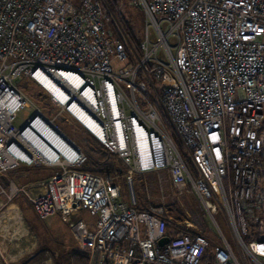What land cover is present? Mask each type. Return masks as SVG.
Listing matches in <instances>:
<instances>
[{
  "label": "built area",
  "instance_id": "obj_1",
  "mask_svg": "<svg viewBox=\"0 0 264 264\" xmlns=\"http://www.w3.org/2000/svg\"><path fill=\"white\" fill-rule=\"evenodd\" d=\"M133 3L143 28L141 55L129 61L120 40L103 29V0H0V175L49 165L23 140L43 117L15 85L29 80L54 117L70 116L123 169L127 200L114 176L80 171L82 155L56 164L45 191L31 200L40 221L57 215L70 223L79 210L95 219L92 230L78 234L86 264L97 256L98 264H241L221 235L219 214L250 264H264V241L245 244L241 237L264 124V0ZM25 107L31 114L16 126ZM156 171L167 173L179 195L190 192L211 220L220 236L211 262L201 261L209 245L201 234L172 238L162 207L136 210L135 178ZM20 192L12 180L0 186L7 203ZM184 223L183 230L192 229Z\"/></svg>",
  "mask_w": 264,
  "mask_h": 264
},
{
  "label": "rangeland",
  "instance_id": "obj_2",
  "mask_svg": "<svg viewBox=\"0 0 264 264\" xmlns=\"http://www.w3.org/2000/svg\"><path fill=\"white\" fill-rule=\"evenodd\" d=\"M107 2H109L110 5H112L111 2L116 4L115 5L116 9L113 8L114 14L117 12L118 14L121 15V17L125 21H127L130 24L133 23V26L136 24L139 25V23H140L139 20L140 19L142 20V15H141V12L138 9V7L133 3V0H103V4H104L103 29L105 30L107 36H109L112 40L116 39L114 27L112 25V22L114 20H113V16H112L113 14L109 13L107 10ZM134 17H136V19H137V17H139V19L136 20V19H134ZM140 31L142 33L141 28H140ZM114 66H116V63ZM15 85L17 88H19L20 91H23L24 95L34 104V106L39 110L40 114L48 122H50L51 125L58 132H60L66 139H68V141L72 145H74V147H76L80 151V153H81L80 155H82V157H84V154L85 155L90 154L92 156V159L95 161L99 160V162H103V160L105 159V160H107L106 162H112L114 164V167L117 166V167L122 169L120 162L118 160H116L115 158H113L107 151H105L104 148L100 144L99 145L101 146V148L99 146L93 144L94 148H96V150H98V153H89L87 151V148L84 147V145L82 144V142L78 141L75 137L82 135L84 138H86L88 140V137L90 138V136L83 129H81L79 127V125L70 116H68L66 114H61L58 117H54V114H55L54 112L56 111V109L52 108V107H50V105H48V101H47V97H46L45 93L36 83L34 84V82L22 79L20 82L17 81ZM31 111L32 110L29 107H25L22 110L18 111L17 115H16L17 119L15 121V125L20 126L22 124V122L27 117H29V115L31 114ZM67 132H69L70 135L67 134V136H66L64 134ZM75 133H77V134L75 135ZM258 137L260 139V142L264 143V131H262ZM174 143L176 144V146H178L177 142L174 141ZM102 156L104 157V159H100V158H102ZM24 168L32 170V173L37 172L38 171L37 169H39L42 172L41 177H46V176L48 177L50 174H52V172H54L55 170L58 169V166H56V164L55 165L41 164L40 166L33 165L32 167L20 166L19 169H24ZM16 170H18V168ZM13 171H9V172H6V173H3L2 175H0V181H1L0 186L5 187V185L3 183L4 178H6V180L11 179L14 183H16V181L18 183L19 182L23 183V180L26 177L22 176V175L15 177L14 174H15V172H18V171H14V172ZM103 176L104 177L105 176H110V177L114 176L115 180L111 183L119 185L120 189H122V193L123 192H124V194L127 193V190H126L125 185H124V179H123L122 173L118 175L117 173L113 172L111 174H106ZM137 177L142 178L143 179L142 181L144 184V186H138L137 180L135 179L136 182L134 180L135 194L140 196L139 202H140V205L142 208L146 207V209H149V208H155V207L160 206L164 209V211H168L169 209H171L173 211V214L170 216L168 215V216L170 218H172L173 221H174L173 218L176 215H178V214L181 215L179 212L185 213V215L187 216L186 219H188V217H190L192 215L191 212H195L197 214V210H199V208H198V202L195 199V197L190 192H182L181 195H179L178 192L173 187H171L167 173H165L163 171L162 172L156 171V172H151V173L141 175V176H137ZM13 178H15L16 181ZM143 204H144V206H143ZM26 212L29 214V218H33L32 220H34V221L37 220V219H35V217L32 213L33 211H31L30 209L29 210L26 209ZM242 218H243L242 220H243V225H244V229H245V219H244L245 217H242ZM215 220H216V222L220 228L222 237L225 239V241L227 242L229 247L233 250V253H234L236 259L238 260V262H240L241 264H245V262H247V264H250V261L247 259L245 254L238 250V248L240 249V246H239L240 242H239V240H236L235 236H232L229 233V230L227 228V225H226L225 220L223 219L222 215L221 214L217 215L215 217ZM182 221H185V220L182 219ZM175 222L176 221H174V224H175ZM202 222H204L205 226H207V223L209 224V231L213 235L212 239H213L214 243L217 244L219 242L220 236L218 235L217 231L215 230L211 220L206 217V218H203ZM33 223L35 224V222H33ZM188 223L191 224L190 222H188ZM37 224L38 223H36V225ZM192 230L196 233H200V234L202 233L201 228L199 226H196V225L194 227H192ZM245 232H246V229H245ZM87 257H88V255H87ZM87 260H88V258H87Z\"/></svg>",
  "mask_w": 264,
  "mask_h": 264
},
{
  "label": "crops",
  "instance_id": "obj_3",
  "mask_svg": "<svg viewBox=\"0 0 264 264\" xmlns=\"http://www.w3.org/2000/svg\"><path fill=\"white\" fill-rule=\"evenodd\" d=\"M19 168L14 170L18 171L14 176L22 175L26 178L23 183L13 179L21 192L8 203L5 198L0 197V264H71L67 261L66 252L68 255L84 252L78 234L80 231L92 230L95 219L87 212L79 210L71 217L70 223H66L57 215L40 221L33 210L31 200L45 191L43 183L51 174L48 177H41L42 172L39 169L32 173L30 169ZM9 180L4 178L5 186ZM120 190V199L124 201L127 199V193L124 194L122 189ZM26 209L33 211L37 220L29 218ZM165 218L167 221L171 219L166 214ZM184 222L187 221L177 225L183 228ZM98 263L97 256L93 264Z\"/></svg>",
  "mask_w": 264,
  "mask_h": 264
},
{
  "label": "trees",
  "instance_id": "obj_4",
  "mask_svg": "<svg viewBox=\"0 0 264 264\" xmlns=\"http://www.w3.org/2000/svg\"><path fill=\"white\" fill-rule=\"evenodd\" d=\"M112 5H110L109 2H107V10L109 13H112L113 15V22L112 25L114 27V32H115V37L116 39H119L121 44L124 45V49L126 53L128 54L129 61H134V57L136 56L137 58L140 57L141 53L139 50V43L141 40V31L140 28H143V16L142 20H139V25H134L133 23H128L125 21L120 14L117 12L114 14L113 13V8L116 9V4L111 2ZM142 15V13H141ZM136 19V17H134ZM139 19V17H137ZM136 19V20H137ZM133 54V56L131 55ZM166 123V122H165ZM264 124L261 125V127L258 129L256 136L258 138L259 134L264 131ZM171 136L175 142L178 144V148L180 151H182L181 144L179 143L177 137L173 133V131L169 128ZM66 136L67 134L70 135L69 132L64 133ZM77 133H75L76 135ZM88 137V136H87ZM78 141L82 142L84 147L87 148V151L89 153H98V150L94 148L93 144L101 146L93 140L91 137H88V140L84 138L82 135L75 137ZM259 139V138H258ZM260 141V140H259ZM85 162L83 166L79 168L80 171L82 172H88V173H93L97 174L100 176L106 175V174H111L113 172L119 174H123V169L115 166L112 162H106L107 160L104 159L103 162H99V160L95 161L92 159V156L90 154H84ZM108 159V158H107ZM187 168L190 170L192 174H194V168L193 165L191 164L189 159L185 160ZM253 163H254V169L257 173V181H256V187L252 196V199L249 201H246L242 204V215L245 217V229L246 232L244 235H242V239L245 244H248L252 241H264V143L260 142L259 145V150L256 152V154L253 157ZM137 180L138 186H144L143 184V179L140 177L135 178ZM135 180V182H136ZM142 195V194H141ZM136 210L137 211H147L146 207H141L140 205V196L136 195ZM144 206V204H143ZM198 208L197 214L195 212H191V216L187 218L185 213L179 212L181 215H176L172 220L166 222L167 226V233L166 235L171 236L172 238L178 237L184 233L190 234V233H196L192 229H187L183 230L180 228L177 224L182 221V219L188 221L193 224L194 226H199L202 230L201 235L205 238V240L208 241L209 245L206 248L203 257H202V262H211L213 260V252H214V246L219 244L214 243L212 239V234L209 231V224L207 223V226L204 225L203 218H206L207 215L202 208V206L198 203ZM166 215H172L173 211L169 209L168 211H165ZM164 214V218H165ZM197 215V216H196ZM208 218V217H207ZM166 219V218H165ZM173 221V222H172ZM192 225V226H193ZM193 226V227H194ZM200 234V233H199ZM211 234V235H210ZM67 254V261H69L71 264H86L87 263V250L84 249L83 253H73V254Z\"/></svg>",
  "mask_w": 264,
  "mask_h": 264
},
{
  "label": "bare ground",
  "instance_id": "obj_5",
  "mask_svg": "<svg viewBox=\"0 0 264 264\" xmlns=\"http://www.w3.org/2000/svg\"><path fill=\"white\" fill-rule=\"evenodd\" d=\"M37 80L44 88L59 96L57 89L49 80L42 76H38ZM72 111L79 116L75 109ZM82 121L86 122L83 119ZM23 138L24 142L46 164L72 163L78 157L76 148L69 141H65L64 136L43 117L37 116L32 121ZM22 158L27 161L32 159L26 155Z\"/></svg>",
  "mask_w": 264,
  "mask_h": 264
},
{
  "label": "water",
  "instance_id": "obj_6",
  "mask_svg": "<svg viewBox=\"0 0 264 264\" xmlns=\"http://www.w3.org/2000/svg\"><path fill=\"white\" fill-rule=\"evenodd\" d=\"M65 138V137H64ZM65 141H68V139L65 138ZM74 146V145H73ZM76 148V147H75ZM77 152H78V155H80V151L76 148Z\"/></svg>",
  "mask_w": 264,
  "mask_h": 264
}]
</instances>
